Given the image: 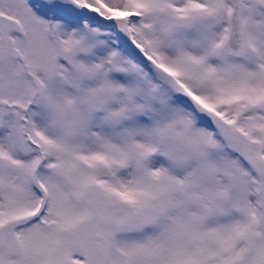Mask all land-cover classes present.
<instances>
[{
    "label": "snow or ice",
    "instance_id": "6c2138e0",
    "mask_svg": "<svg viewBox=\"0 0 264 264\" xmlns=\"http://www.w3.org/2000/svg\"><path fill=\"white\" fill-rule=\"evenodd\" d=\"M0 264H264V0H0Z\"/></svg>",
    "mask_w": 264,
    "mask_h": 264
}]
</instances>
